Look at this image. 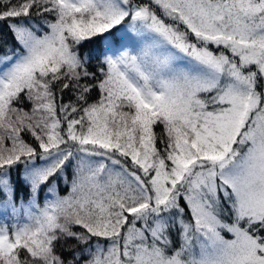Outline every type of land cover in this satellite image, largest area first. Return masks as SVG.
I'll return each mask as SVG.
<instances>
[{"label": "snow or ice", "instance_id": "1", "mask_svg": "<svg viewBox=\"0 0 264 264\" xmlns=\"http://www.w3.org/2000/svg\"><path fill=\"white\" fill-rule=\"evenodd\" d=\"M0 264H264V0H0Z\"/></svg>", "mask_w": 264, "mask_h": 264}]
</instances>
